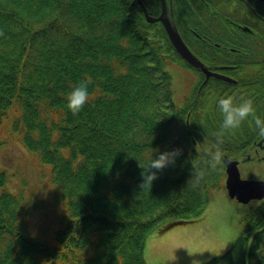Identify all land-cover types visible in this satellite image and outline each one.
Wrapping results in <instances>:
<instances>
[{"label":"trees","instance_id":"1","mask_svg":"<svg viewBox=\"0 0 264 264\" xmlns=\"http://www.w3.org/2000/svg\"><path fill=\"white\" fill-rule=\"evenodd\" d=\"M143 1L155 16L160 0ZM189 3L174 0L182 34ZM0 31V132L9 127L51 171L59 206L47 239L30 224L38 201L12 193L9 175L0 171V264H148L149 234L170 220L195 219L222 187L225 166L213 170L208 153L223 117L200 113L217 107L218 92L232 85L212 89V79L202 89L208 94L186 97L178 107L169 69L187 64L163 25L148 22L135 0H0ZM212 42L220 46L194 49L211 66L228 51L226 42ZM255 49L264 64V47ZM84 79L91 81L89 102L74 116L67 95ZM256 115L262 118L259 109ZM251 120L237 130H250ZM228 140L220 146L223 158L234 154ZM175 149H182L176 163L143 190L139 162L146 166ZM243 226L226 254L203 264H264V255L257 257L264 206Z\"/></svg>","mask_w":264,"mask_h":264},{"label":"rangeland","instance_id":"2","mask_svg":"<svg viewBox=\"0 0 264 264\" xmlns=\"http://www.w3.org/2000/svg\"><path fill=\"white\" fill-rule=\"evenodd\" d=\"M177 66L170 67L169 71L173 81L174 102L180 107L187 97L191 72L194 71L184 63L180 67ZM212 112V108L209 107L205 114L211 116ZM221 123L215 122L218 130ZM254 127L251 124V129L248 131L241 129L242 131L236 130L234 134H226L228 141L234 144L227 149L232 152L237 151L241 141L248 142L257 133L253 130ZM170 129L176 131L175 124L172 123ZM0 171H5L9 175L7 188L12 193L38 201L40 210L35 216H30V224L34 229L46 234L47 239H52L54 232L51 233L49 227L53 226L51 222L58 205H54L57 204V197L50 181L51 171L26 151L9 127H5L0 132ZM240 172L243 179L252 177L264 180L262 163H243ZM259 203L258 201L241 203L237 199H231L225 187L217 189L199 218L194 217L195 219L188 221L190 222L188 224L176 225L165 231L155 230L149 234L145 245L146 262L203 264L215 256L225 254L240 236L244 216ZM170 223H173V220H170ZM262 252H264V242Z\"/></svg>","mask_w":264,"mask_h":264},{"label":"flooded vegetation","instance_id":"3","mask_svg":"<svg viewBox=\"0 0 264 264\" xmlns=\"http://www.w3.org/2000/svg\"><path fill=\"white\" fill-rule=\"evenodd\" d=\"M141 1L144 4L146 3L143 0ZM145 7H147L146 4ZM156 8L157 14L154 17L157 18L162 13V0ZM187 10L185 34H182L179 29L182 38L209 72L222 77L212 76L207 78L202 70L187 64L188 66H186L194 71V73L191 72L187 97L192 99L208 94L209 91H203L202 89L213 79L217 82L208 84L212 89L223 87L225 84L232 85L227 92L224 93V90L218 92L221 97L231 95L236 97L237 101L241 96L251 98L254 101V107L256 104L258 106V108H255L256 112L259 109L262 119H264V64L260 63L261 60L257 58L255 49L256 46L264 47V0H190ZM143 15L145 17L144 13ZM207 28H211L210 34L204 33ZM216 39L222 43L226 42L228 51L223 52L222 57L211 66L201 58L203 51L194 49H198L197 47L203 45L211 46V44L219 47L220 44L212 42ZM210 95L214 96L211 93ZM212 111V114H214L219 109L215 107L212 108ZM200 114L206 115L204 111ZM233 153L232 157L227 155L224 157L235 161L239 172L243 163L264 164V137L255 134L244 148L235 150ZM246 180L264 182V180L252 177ZM252 201L260 203L252 207L249 213L264 206V198L254 199L248 203Z\"/></svg>","mask_w":264,"mask_h":264},{"label":"clouds","instance_id":"4","mask_svg":"<svg viewBox=\"0 0 264 264\" xmlns=\"http://www.w3.org/2000/svg\"><path fill=\"white\" fill-rule=\"evenodd\" d=\"M3 36V31H0V37ZM90 83L91 81L88 79L79 81L67 95V108L74 116L83 111L85 105L89 102ZM217 108L222 114L223 120L220 124L219 130L213 133L216 139V144L214 145L215 150L208 153L209 165L213 170H215L222 162L223 152L220 146L223 144L226 134H234L245 121L249 120V117L252 118V120L249 121L250 126L254 123L255 127L253 130L256 131L260 137H264V119L256 115L254 101L251 98L241 96L239 101H237L236 97L231 95L221 97L217 102ZM200 145L201 144L197 142V151L199 150ZM180 155H182V149H175L173 151L159 153L156 158L152 157L148 160L146 166L139 162V166L144 169L142 172V183L140 184V187L143 190L152 188L153 182L158 179V171H163L165 168L174 165L176 159ZM153 169L157 171H152ZM202 175V172H198L196 173L195 178L199 179ZM192 181L193 179L190 180L189 183H192Z\"/></svg>","mask_w":264,"mask_h":264},{"label":"water","instance_id":"5","mask_svg":"<svg viewBox=\"0 0 264 264\" xmlns=\"http://www.w3.org/2000/svg\"><path fill=\"white\" fill-rule=\"evenodd\" d=\"M140 4L141 10L145 13L146 19L151 22L161 21L166 29V32L175 47L179 56L186 60L190 66H194L197 69H202L203 72L207 74V78L210 76H215L217 78H222L219 75H213L208 72L206 67L193 55L191 50L188 48L186 43L181 38L178 27H176L173 17L172 0H162V13L159 17L154 18L148 14L147 8L142 3L141 0H136ZM227 168V188L229 190L230 196L234 198L235 196L244 203L249 202L251 199L263 198L264 197V182L260 181H244L240 177L238 172L237 163L230 160H225Z\"/></svg>","mask_w":264,"mask_h":264},{"label":"bare ground","instance_id":"6","mask_svg":"<svg viewBox=\"0 0 264 264\" xmlns=\"http://www.w3.org/2000/svg\"><path fill=\"white\" fill-rule=\"evenodd\" d=\"M159 17V16H158ZM156 18V17H155ZM160 23H162L161 21H159ZM159 22H154V23H159ZM163 25V24H162ZM225 160H226V157L223 158L222 162L225 166ZM264 255V252H262V243L260 245V249L258 251V254H257V257H260V256H263ZM216 257V256H215Z\"/></svg>","mask_w":264,"mask_h":264}]
</instances>
